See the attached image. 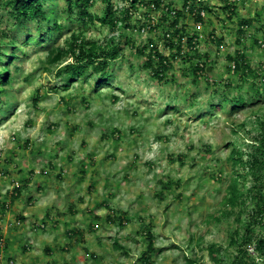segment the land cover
I'll return each instance as SVG.
<instances>
[{"label": "rangeland", "instance_id": "1", "mask_svg": "<svg viewBox=\"0 0 264 264\" xmlns=\"http://www.w3.org/2000/svg\"><path fill=\"white\" fill-rule=\"evenodd\" d=\"M6 1L0 0V46L15 59L0 112V264H142L148 229L160 250L151 254V264H214L211 245L221 249L220 264H230L234 216L221 214L230 174L227 145L246 144L264 115L255 95L264 86V53L248 38L235 44L237 22L260 14L254 27L264 26V0H236L232 22L223 0H209L203 31L212 29L217 39L205 42L210 62L197 82L189 64L179 62L168 83H158L142 68L144 59L124 46L123 57L110 63V85L96 92L97 77L65 90L57 72L73 60L48 64V45L65 47L72 36L105 44L117 32L79 23L75 13L69 21L63 0L46 3L47 11L57 9L61 32L49 31L46 21L20 26ZM112 1L114 8L125 6ZM166 1L180 8L181 0ZM102 10L97 0L89 13L100 16ZM183 22L194 32L192 18ZM43 34L48 39L39 43ZM236 50L244 51L261 82L227 72L226 57ZM7 59H0V68ZM238 98L255 105L231 113ZM219 103L223 110L215 107ZM110 211L124 215L123 225L106 220ZM115 241L127 256L114 251Z\"/></svg>", "mask_w": 264, "mask_h": 264}, {"label": "trees", "instance_id": "2", "mask_svg": "<svg viewBox=\"0 0 264 264\" xmlns=\"http://www.w3.org/2000/svg\"><path fill=\"white\" fill-rule=\"evenodd\" d=\"M47 1L55 2L57 0H8L5 6L11 8V16L16 24L22 25L25 22H51L49 31L61 32L62 26L57 24L58 11L46 10ZM65 8L63 11L67 13V19L72 21V14L75 13V21L79 23H98L101 27L109 28L110 31L117 32L118 36H112L105 44L98 42L85 41L79 37L72 36L67 41L65 47L54 46L50 43L47 48V62L50 65H62L67 59L73 62L66 64L63 68H59L57 75L63 79L65 83L64 89L75 81L82 80L86 82L87 78L97 77L95 82V90L98 91L103 86L110 85L111 74L109 72L110 63L120 60L123 57L124 46L134 51L138 58H143L142 68L158 83H168V73L171 72L174 65L173 62L179 60L181 64H189L192 82L206 77V74H198L202 70L196 65L194 60L203 61L207 58V53L199 55L198 50L193 53L183 52L181 39L186 38L188 47H192L191 33L184 30V22L186 17V6L190 3V8L194 9V0H181L180 8H175L166 0H123L125 6L120 9L114 8L112 0H99L103 6L100 16L91 15L89 9L97 0H63ZM222 9L228 14V20L237 17L236 6L230 4L227 0H223ZM207 14L210 6H204ZM194 10H190L192 13ZM157 15V21L151 25L152 18L149 16ZM188 17V16H187ZM260 14L254 18L240 19L237 38L235 44L242 45L247 41L261 47L264 41V26L254 27V22L259 21ZM192 18V17H190ZM199 15L193 18V21H200ZM253 19V20H252ZM233 21V20H232ZM231 21V22H232ZM208 22V21H207ZM261 24V23H257ZM147 33V39L138 40L135 36L142 37L141 30ZM254 30L252 35L250 30ZM160 34V41L151 40L152 35ZM169 35V37H167ZM214 36L213 32L209 37ZM48 34L41 35L39 43H45ZM215 38L212 41H215ZM222 39L216 41L218 47L221 46ZM163 46L169 48L171 52L165 56L159 48ZM7 57V64H3L0 68V112L4 111L3 97L6 94L5 87L9 84V65L15 59L13 52L11 55H4L3 48L0 46V59ZM228 64L227 72L234 78L251 76L252 79L257 78L260 82L262 77L257 75L248 64V57L243 50H236L231 56L226 57ZM230 64L234 65V71L231 73ZM204 70V69H203ZM173 81V78L170 77ZM206 81H208L205 78ZM229 82L223 84V90ZM254 84V83H253ZM216 85V84H215ZM255 88V85H254ZM261 88V86H258ZM256 89V88H255ZM262 93H256L260 97L258 101L264 102V86ZM259 91V90H257ZM260 92V91H259ZM253 97V96H252ZM257 99H255L256 101ZM255 104L248 102L243 98H238L231 102L230 112L234 113L246 106L252 108ZM217 109H224L222 103L217 104ZM213 107V108H215ZM216 109V108H215ZM2 119V118H1ZM0 119V120H1ZM228 156L226 162L230 167L228 183L225 188V196L221 202L222 212L225 217L234 216L235 228L230 235L228 247L235 249V255L232 257L230 264H264V115L257 122V133L250 140L240 147L233 142L227 145ZM19 187L14 189L13 201H15L20 193ZM2 212V211H1ZM106 215V220L111 224L123 225L125 219L123 214ZM19 217V220H23ZM146 251L140 258V263L151 264V254L160 252L154 248V236L148 229L144 232ZM254 248V254L249 253V247ZM113 249L116 252L127 256L126 250L116 241L113 243ZM208 254L214 264H220L221 249L216 245L208 248ZM187 264H196L194 260H186Z\"/></svg>", "mask_w": 264, "mask_h": 264}, {"label": "built area", "instance_id": "3", "mask_svg": "<svg viewBox=\"0 0 264 264\" xmlns=\"http://www.w3.org/2000/svg\"><path fill=\"white\" fill-rule=\"evenodd\" d=\"M235 1L236 0H231L229 3L233 5V3H235ZM194 2H195L194 9L190 8V3L187 4L186 9H185L186 10V14H187L186 16L192 17V20H193V18H196L197 15H199V17L201 19H200V21H195V23L193 24L194 32L191 33V36H193V39H192V45L193 46L192 47H188L187 39L186 38H182L181 39V43H182V53L181 54H184L183 52L193 53L194 51L198 50L199 55H202V54H204L203 47L205 45V42L206 41H212V40H214L216 38L215 32L212 31V29L210 30V33L213 32L214 36H211V37H209L210 33L209 34H204V31H203L204 26L207 23V21H206L207 12H206V9L204 8V6H206V5L210 6L211 5L209 0H194ZM190 10H194V11L191 13ZM149 13H150L149 16L152 18L150 23H151V25H154V23L157 20L154 19V15H151V12H149ZM140 33L142 34L141 38L146 39V37H147L146 31L144 29H142ZM167 37H169V35H167ZM261 47L264 50V41L262 42ZM163 49H164V47L161 46L159 48V51H161L165 56H168L169 53L171 52V50L169 48H165L164 50ZM194 62L202 70V72L199 70L198 74H205V70H203V69H205L206 66H208V63L210 61L208 59L207 60H203V61H199V60L196 59V60H194ZM175 63L176 64L179 63V60L177 59V61H174L173 65ZM230 67H231V73H233L234 65L230 64ZM16 186H18L17 183H16ZM40 228H44V226H40ZM2 249H3V242L0 239V250H2ZM248 250H249V253L251 255H255L254 254V248L252 246L249 247ZM1 259H2V256L0 255V260ZM9 263L12 264V261H9Z\"/></svg>", "mask_w": 264, "mask_h": 264}, {"label": "crops", "instance_id": "4", "mask_svg": "<svg viewBox=\"0 0 264 264\" xmlns=\"http://www.w3.org/2000/svg\"><path fill=\"white\" fill-rule=\"evenodd\" d=\"M33 231H38V230L37 229L36 230L34 229Z\"/></svg>", "mask_w": 264, "mask_h": 264}, {"label": "clouds", "instance_id": "5", "mask_svg": "<svg viewBox=\"0 0 264 264\" xmlns=\"http://www.w3.org/2000/svg\"><path fill=\"white\" fill-rule=\"evenodd\" d=\"M234 5V4H233Z\"/></svg>", "mask_w": 264, "mask_h": 264}]
</instances>
